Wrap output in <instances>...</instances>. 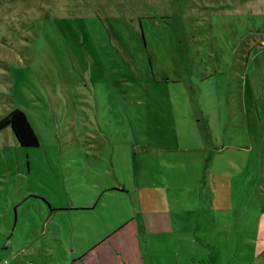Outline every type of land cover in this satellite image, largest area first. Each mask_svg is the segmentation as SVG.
<instances>
[{
    "label": "rangeland",
    "instance_id": "374dc122",
    "mask_svg": "<svg viewBox=\"0 0 264 264\" xmlns=\"http://www.w3.org/2000/svg\"><path fill=\"white\" fill-rule=\"evenodd\" d=\"M14 107L41 141L0 129V264H71L144 209L147 264H264V0H0ZM101 176L128 192L72 210Z\"/></svg>",
    "mask_w": 264,
    "mask_h": 264
},
{
    "label": "crops",
    "instance_id": "0c3cea01",
    "mask_svg": "<svg viewBox=\"0 0 264 264\" xmlns=\"http://www.w3.org/2000/svg\"><path fill=\"white\" fill-rule=\"evenodd\" d=\"M77 177L71 180L70 185L73 191L71 205L74 207L71 209L75 212H93L97 204L93 201V197L98 194V191H107L106 196L111 198H113L111 195L113 192L124 194L128 192V188L123 182L113 183V181H108L107 176L96 179L102 184L92 181L90 177L89 183H85L81 179L76 180ZM92 187H96V190L94 191ZM57 205L62 206L61 204ZM143 211L139 215L126 216L123 214L116 217L114 222H108L107 230L103 236L74 255L71 264H147L142 245L143 237L150 233L156 235L164 233L169 220L157 209H144ZM145 212L147 213L145 214ZM149 212H153V215ZM84 226L92 230L90 224ZM104 238L106 239L103 240Z\"/></svg>",
    "mask_w": 264,
    "mask_h": 264
},
{
    "label": "trees",
    "instance_id": "16d2710c",
    "mask_svg": "<svg viewBox=\"0 0 264 264\" xmlns=\"http://www.w3.org/2000/svg\"><path fill=\"white\" fill-rule=\"evenodd\" d=\"M7 125L11 126L16 140L21 146H38L40 144V134L29 114L22 108L14 107L0 118V129Z\"/></svg>",
    "mask_w": 264,
    "mask_h": 264
},
{
    "label": "built area",
    "instance_id": "2783aa9c",
    "mask_svg": "<svg viewBox=\"0 0 264 264\" xmlns=\"http://www.w3.org/2000/svg\"><path fill=\"white\" fill-rule=\"evenodd\" d=\"M5 263L7 262V260L4 261Z\"/></svg>",
    "mask_w": 264,
    "mask_h": 264
}]
</instances>
